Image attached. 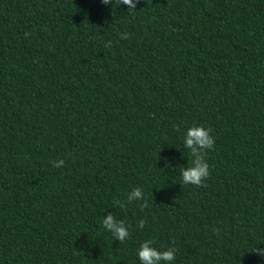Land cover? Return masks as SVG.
<instances>
[{"label": "trees", "instance_id": "1", "mask_svg": "<svg viewBox=\"0 0 264 264\" xmlns=\"http://www.w3.org/2000/svg\"><path fill=\"white\" fill-rule=\"evenodd\" d=\"M144 240L264 264V0H0V264H139Z\"/></svg>", "mask_w": 264, "mask_h": 264}, {"label": "clouds", "instance_id": "2", "mask_svg": "<svg viewBox=\"0 0 264 264\" xmlns=\"http://www.w3.org/2000/svg\"><path fill=\"white\" fill-rule=\"evenodd\" d=\"M103 3L108 4L111 0H102ZM121 4L127 5L129 9L135 7V0H121ZM182 143L190 150V155L193 157L188 167L180 170V179L183 184L200 185L202 181L208 176L209 164L205 159V152L211 149L215 143L211 130L203 125L193 124L185 128ZM54 166H62L64 161L57 160ZM141 191L139 188H134L128 195V202L134 199L139 200ZM123 207L124 205H120ZM104 229L112 234V236L120 241H124L129 236V229L124 220H118L112 215L104 216L102 221ZM143 226V222L138 225ZM258 256L264 258V248L256 247L253 250ZM136 257L139 264H173L175 260V250L165 249L158 250L153 247L151 240H144L139 243L136 250Z\"/></svg>", "mask_w": 264, "mask_h": 264}]
</instances>
